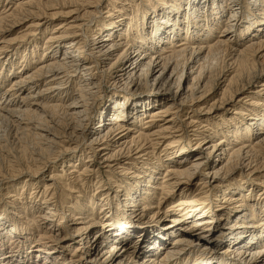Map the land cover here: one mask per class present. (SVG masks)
<instances>
[{
  "label": "bare ground",
  "instance_id": "1",
  "mask_svg": "<svg viewBox=\"0 0 264 264\" xmlns=\"http://www.w3.org/2000/svg\"><path fill=\"white\" fill-rule=\"evenodd\" d=\"M0 128V264H264V0H0Z\"/></svg>",
  "mask_w": 264,
  "mask_h": 264
},
{
  "label": "rangeland",
  "instance_id": "2",
  "mask_svg": "<svg viewBox=\"0 0 264 264\" xmlns=\"http://www.w3.org/2000/svg\"><path fill=\"white\" fill-rule=\"evenodd\" d=\"M105 5H106V1H104L103 2V4L101 5V7H100V9H103V11L105 10ZM103 7V8H102ZM61 19L62 18H57V19H55V20H53L54 21V23L53 24H51V25H55V26H53L52 28H51V30L49 31V32H51L52 31V29L54 28V27H56V23L58 22V21H61ZM51 23V22H50ZM65 24V23H64ZM123 29V28H122ZM16 32H18V30H16ZM15 35V34H14ZM19 41V40H18ZM18 41H16L14 44H11V45H8V46H10L8 49L9 50H11V49H18L19 47L18 46H15L16 44H18ZM30 41V40H29ZM4 129H6V128H0V136L2 135V139H1V145L3 144V146H5L6 147V149H8V150H11V152H10V154L12 153V154H14V149H15V141H16V139H14V137L11 135L12 133L10 132V129L8 128V129H6L5 131H4ZM2 133V134H1ZM4 135V136H3ZM14 142V143H13ZM192 143V145H194V142H191ZM11 154V155H12ZM10 159V158H9ZM9 159H6V158H3L1 155H0V179H2V178H5L8 174H10V167H9V165L12 163V161H13V159L11 160H9ZM3 160H4V162H3ZM9 160V161H8ZM11 161V162H10ZM8 162V163H7ZM49 168H51V166L49 167H45L40 173H38L37 175H36V177H35V179H33V181H40V178H42V180H43V177H41V176H43L44 175V179L45 180H48L47 178H48V175L50 174L49 173ZM56 168H58L59 169V167H56ZM53 173H56V174H58L57 172H53ZM22 176H17V177H15L14 179H12V180H9V181H7L6 179H3L1 182H0V205H1V201L3 200V198H5V194H6V192H4L3 191V189H2V187H4V186H6V185H12V184H15V185H17V182H20L21 181V178ZM29 176H26V178H28ZM102 181H104V183H106V184H108V185H106L105 187H103L104 189H113L114 187L112 186V185H110L109 183H108V181H107V179H102ZM90 183H88L87 185H89ZM191 187H193L194 188V186H193V184L192 185H190ZM17 191H18V193L20 192V190H21V187L20 186H18V188L16 189ZM41 190H42V187L41 188H37V190H36V192H38V193H35L34 194V196H35V198L37 197V196H40L39 194L41 193ZM32 191V190H31ZM30 191V192H31ZM17 193V194H18ZM29 193V191L27 192V194ZM62 193L64 194V195H66L67 194V192H65V191H63L62 190ZM27 194H26V196H27ZM211 204V203H210ZM46 206L48 207L49 205L48 204H46ZM0 208H1V206H0ZM143 212V211H142ZM140 215H142L141 213H140ZM4 217H0V220H2ZM25 224V223H24ZM63 230H65V228H63ZM209 233H211L212 235L213 234H215V231H213V229H212V227H211V229H210V231H209ZM62 235H63V232H62ZM170 239V240H169ZM168 239V241H167V243H170L171 242V240H172V237H170ZM227 246L228 245H223V246H220L219 248H220V250H223V249H225V248H227ZM214 250H217V249H214ZM219 250V251H220ZM142 256H144V255H141V257ZM89 258L90 257H85V259H84V261L83 260H81L78 264H89L88 263V260H89Z\"/></svg>",
  "mask_w": 264,
  "mask_h": 264
}]
</instances>
